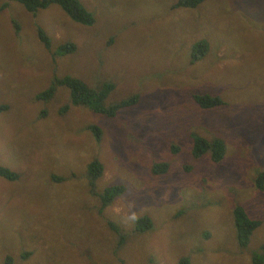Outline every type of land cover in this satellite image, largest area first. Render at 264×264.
Instances as JSON below:
<instances>
[{
	"label": "rangeland",
	"instance_id": "374dc122",
	"mask_svg": "<svg viewBox=\"0 0 264 264\" xmlns=\"http://www.w3.org/2000/svg\"><path fill=\"white\" fill-rule=\"evenodd\" d=\"M81 1L95 14L92 25L73 21L64 8L56 3L37 12L18 0L9 1L7 6L0 8V105L10 107L0 113V163L9 165L21 174L20 179L12 182L0 177V207L5 203L14 207L17 210L16 220H21L17 224L22 225V228L25 226L35 236L45 234L46 227L56 232L57 236L53 238L60 241L64 255L58 256L60 261L54 264H122L119 259L110 256V249L84 251L94 242L89 238H82L78 247L74 246L72 235L62 228L63 224L69 230L76 227L75 232H82L83 235L85 226L96 228L103 225V216L96 213L94 217L87 210L83 211L88 199L85 188L86 166L91 158L98 156L105 166L99 186L102 188L118 183L126 187V192L106 211V219L124 221L128 227L134 223V216L148 214L157 223L155 227L159 228L152 235L149 232L141 235L126 229L130 230V238L137 240L130 244L135 250H130V264H144L141 256L146 257L148 254H152L158 264H177L183 249L172 256L169 238H173L172 233L175 232L172 231L177 230L180 224L177 220L168 219V216L171 213L169 210L178 209L177 206L184 199L189 201L185 209L189 219L182 218L183 230L172 240L174 245L183 243L192 248L194 236L201 233L203 235H198V238L204 237L206 240L197 246L200 251L195 253V264H210L208 257L216 264H253L248 257L252 253L251 247H237L240 241L235 226V209L241 204L250 215L264 220V189L259 190L255 186L254 175L264 165V146H261V142L252 145L232 131L221 130L216 125L220 119L215 120L208 112L206 115L211 118V123L205 126L211 128L213 133L220 130L226 138L229 152L221 166L227 169V173L222 174H227L223 176L227 181L223 179V182L218 176L211 177L213 169L210 165L207 164L201 170L197 167V161L192 160L188 164L195 166L192 170L194 175L190 178L185 169L188 180L187 185H183L179 181L184 176L182 162L188 160L168 155L167 150L165 156L160 154V160L170 161L171 168L167 173L155 175L149 171V165L146 167V160L140 153L142 149H133L130 143L135 135H141L137 131L141 123L144 124L149 118L159 131L152 139V146L155 149L166 147L163 121L168 124L172 119L168 114L176 113L174 103L158 102L150 105L143 101L137 106L119 110V116L106 117L98 115L87 105L71 103V91L64 85L57 89L52 99L36 97L50 87L57 76L70 73L83 76L92 85L106 77L115 78L122 88L110 94L111 102L134 92L146 99L148 95H161L155 93L158 89L167 90L170 94L182 90V87L175 89L177 87L167 85V81L158 74L152 75L149 70L143 72L138 68L134 59L136 42L139 41V25L127 14L118 13L116 9L119 6L112 7L107 0ZM197 12L200 16L193 15ZM190 15L177 20L174 28L181 31L183 40H186L191 32L208 25L210 28L203 29L214 47L208 61L192 66L182 54H174L163 57L165 62L161 65L159 61L153 64L165 67L166 73L162 75L169 80L178 81L177 73L181 72L183 86L187 73L206 70L219 57L230 56L234 60L240 57L243 74L252 76L253 80L243 77L236 79L235 74H213L228 65V62H219L216 68L199 73L205 80L200 87L201 79L190 76L192 86L189 87L196 91L211 89L212 92L226 85L229 92L224 96L229 106L211 110V113H227L235 109L226 117L235 123L237 109L234 106H248L252 121L262 127L263 133L258 134L259 139H262L264 0H206L193 8ZM39 27L51 37L48 47L39 37ZM69 42H74L77 48H64ZM164 50L172 51L159 47V56L163 55ZM100 59L103 61L99 62ZM249 62L253 64L243 67ZM218 81L224 82L217 84ZM189 87H185V93H188ZM170 96L173 98L174 95ZM174 101H177V113L183 111L179 107L182 102L191 108L196 107L189 95H179L178 100ZM61 106L67 108L60 112ZM242 111L245 112L244 109ZM94 124L101 128L100 136H95V132L90 129ZM251 126L246 128L247 134H251ZM228 155L230 158L234 156V159L229 161ZM61 176L70 179L60 182L56 177ZM231 176L234 181L229 179ZM228 186L238 194L229 193ZM181 188L184 195L180 196ZM83 212L88 214L89 220L79 216ZM179 216H183L182 212ZM189 232L192 233L189 234L193 236L192 240L186 237ZM108 234L113 239L116 236L115 232L113 235ZM253 238L252 244L256 240L261 244L264 242V223ZM39 241L29 245L36 254L21 261L17 255L18 242L8 240L6 251L0 253V264H3L7 251L14 252L16 264H45L52 260L55 252L53 247L44 245L46 236ZM105 243L111 246L113 241ZM184 250L188 253L186 248Z\"/></svg>",
	"mask_w": 264,
	"mask_h": 264
},
{
	"label": "trees",
	"instance_id": "16d2710c",
	"mask_svg": "<svg viewBox=\"0 0 264 264\" xmlns=\"http://www.w3.org/2000/svg\"><path fill=\"white\" fill-rule=\"evenodd\" d=\"M9 1L12 0H0V8L7 6ZM18 1L23 2L33 12H37L42 8H47L52 3H56L61 5L69 14L71 19L77 23L92 25L95 22V14L89 10L81 0ZM205 1L206 0L106 1L112 5V7L119 6V8L116 9L118 10V13L127 14L132 18L134 23L139 25V41L136 42V60L134 59L135 63L138 64V68H140L142 71L149 70L150 74L152 75L158 74L160 78L167 81V85L171 84L177 87L175 89L182 87V90L179 93L172 92V94H170L167 90L158 89L155 91V93L161 95H148V98L144 99L142 96L140 97L138 92H134L133 94L130 93L129 96L121 100H115L111 102L110 94L114 90L117 91L118 88H122L120 82L115 81V78L106 77L96 85H92L86 79H84L83 76H79L77 74L72 75L70 73L63 76H57L50 87L42 90L40 95H37L36 97L38 99H52L57 89L64 85L67 86L71 91V103L73 102L76 104L87 105L98 115L106 117L119 116V110H122L125 107L130 108L132 106H137L143 101H147L150 105L153 103L157 104L158 102L174 103L176 113L168 114L172 117L168 124L163 121V125L166 128V134H164L166 147L155 149L152 146V139L155 137L156 133H159V131L148 118L147 121L145 120L144 124L141 123L140 129L137 131L140 132L141 135L138 134L131 138L130 143L132 144V148L134 149L135 147L136 149H142L140 153L141 156L146 160V167L149 165V171L155 175L167 173L171 168L170 161L165 159L160 160L162 158L160 154L165 156V152H167V150L169 151L168 155L173 154L176 157L188 160L182 162V167H184V176H182L179 181L183 185H187L186 183L188 180L185 175V169L188 170L190 178L194 175L192 170L195 166L193 164H188L192 160L197 161V167L201 170L204 168V166H207V164L210 165L213 171H217L219 178L223 182L227 181V178L223 177L227 174L222 176L223 173H227V169H225L226 167L223 168L221 166V162L224 160L225 154L228 150L227 142L224 136H222L223 133L220 130H215L217 132L213 133L211 128L208 129L205 126V124L211 123V118L206 114L209 112V114L212 115L215 120L220 119L216 125L220 126L221 130H225V132L234 131L235 135L242 134V137L248 141V143L256 145V143L260 144L261 142V146L263 147L264 137L259 139L258 136L259 133H263L261 129L262 127L259 126L258 123L253 122V117L251 114H249L250 112L247 110L246 112H243L241 106H234L237 109L235 123L230 122L226 118L235 112V109H231V111L227 113H211V110L229 106L227 105V98L224 96L226 95V92H229V88L226 85H222L216 91L213 90L212 92L211 89L196 91L189 87L190 85L192 86L190 76H196L201 79L198 85V87H200L205 80L199 76V73H205L208 71V69L216 68V65L219 66V62H228V65L223 67L221 70L217 69V72L213 70V74H235L234 78L237 79L243 77L246 80H250V78L253 80L252 76L247 77L243 74L242 70L244 69L240 63V57L234 60L233 57L224 56L219 57L218 61H212L206 70H201L199 73L192 71L187 73L186 76L188 77L185 76L183 79L186 81V83H183V86H181V72L177 73V77L179 78L178 81L169 80L162 75V73H166L165 67L160 66L163 62H165L163 57L174 54H176V56L182 54L192 66H195L197 63L208 61L212 50H214L212 40L210 37H208V35L205 34L203 29L204 27L210 28L208 25H204L199 30L191 32L186 40H183V33L181 31H176L174 28L175 22L177 20L186 19L188 16H191L190 13H192V9L198 7ZM189 10L190 12H188ZM193 15L200 16L198 12ZM15 23L18 24L17 22ZM16 28H18L17 25ZM38 33L41 41L46 47H48V45L51 44V37L42 27H39ZM158 40L160 41V45ZM159 47L170 48L172 51L164 50L163 55L160 54L159 56ZM64 48L75 50L77 45L74 42H69L64 45ZM151 51L155 52L151 53ZM155 59L157 60L153 62ZM102 61V59L99 60V62ZM157 61H159L160 65L153 64ZM250 64H253V62H249L243 67L249 66ZM222 82L218 81L217 84H221ZM186 86H188L192 91L189 89L188 93H185ZM221 90L223 91L222 93ZM170 95H174L173 98H171ZM179 95H189L193 105H196V107L191 108L189 105L183 104L182 102L179 104V107H182L183 111L177 113V101H174V99L178 100ZM67 106H61L59 108L60 112L65 110ZM7 108L9 109L10 107L5 104H1L0 113L3 112V110L5 111V109L8 110ZM247 120L251 122L248 123ZM246 123L248 125H252L250 127L251 134H247L246 132L243 133V128L245 127L244 124ZM192 125L193 127L191 128ZM90 129L95 132L93 133L94 135L96 134L97 136H100L102 130L98 125H91ZM262 135L264 136V134ZM256 161L259 162L257 159ZM236 163H238V161ZM104 168V163L98 156L89 161L86 167L87 171L85 179V188L88 199L86 204L87 207L83 209V211L87 210L89 215L93 214L94 217H96V213L101 217L103 216V225L96 226V228L85 226L83 235L82 232H75L76 227L69 230L65 224H63L62 228L63 231L72 235L74 246L78 247V243L82 238H89L92 240L91 242H94L89 244L87 250L84 249V251L97 252L105 248L110 249L111 257H114L115 260L119 259L122 264H130V250L135 251L130 244L133 242L135 243L137 240L130 238L131 234H129V231L132 230L133 233H141V235L149 232L152 235L155 231H159V228L155 227L157 226V223L148 214L134 216V223L130 224L128 227L124 224V221L116 222L111 218L106 219V211L112 206V203L118 197H120V195L126 192V187L123 184L115 183L105 185L101 188L99 186V179L104 173ZM260 168L262 170H257L256 174H254L256 175L255 186L258 187L259 190L264 189V165H262ZM212 174L214 175V172H212ZM0 176L10 182L15 179L18 180L21 177L18 172L14 171L9 166L2 164H0ZM56 179L60 182H65L70 178L61 176L56 177ZM229 179L234 181L233 176H231ZM180 191L181 193L178 194L180 196L184 195L183 188H181ZM227 191L231 194H238L235 189L229 186L227 187ZM12 199L13 197L10 198V200ZM262 200H264V198H262ZM183 201H185V204H183ZM188 204L189 201L184 199L177 206L178 209L173 208L169 210L171 213L169 214L168 219L177 220L180 224L178 227L177 224H174V226L177 227V230H173L172 232H175L172 233L173 238H169L171 240L170 253L173 254L172 256L179 254L183 249L182 255L178 256L177 258V264H195V253L200 251L197 246L201 245V242L206 240L204 237L198 238V235L202 236L201 233L195 235L193 239V236H189V234L192 233L189 232L187 233L186 237H189L191 240L193 239L194 243L192 248H189L188 245L183 243L174 245L172 240L175 237H178L179 231L183 230L182 218L185 217L189 219V216L187 215L188 213L185 211V209L188 207ZM244 205L246 204L244 203ZM25 209H22V211ZM180 212H182L183 216H179ZM16 214L17 210L6 203L0 207V253L6 251V242L8 240H13L19 244V253L17 254L19 256L18 259L21 261H26L36 254L35 251L30 250L29 245L32 243H40L41 241L38 242V240H41L42 237L46 236L44 245L53 247L55 255L52 260L46 262L45 264L58 263L60 261L58 256H63L64 253L62 254L60 241L53 238L54 236H57L56 232L54 230L51 231L50 227H46L44 231L45 234L41 235V237L35 236L28 232L24 225V228H22V225L17 224L21 223V220H16ZM88 214L83 212L79 216L85 217L84 219L87 221L89 220L87 216ZM263 223L264 220L262 217L250 215L243 205H237V208L235 209V226L237 230V237L240 241L238 242L237 247L239 248L240 246L241 249H243L245 246L251 247L252 253L251 256L248 257L252 259L253 264H264V242L261 244L256 240L252 244L255 232L257 229H259L261 224L263 225ZM126 229L130 230L127 231ZM113 232L116 233L114 239L108 234L111 233L113 235ZM105 241H113V243L111 246H107ZM175 248L179 250L177 251ZM184 248L187 249L188 253L184 250ZM141 254L143 255V251ZM141 257L144 259V264H158L156 258L152 254H148L146 257ZM208 260L210 264H216L210 257H208ZM3 261V264H16V256L14 252L7 251Z\"/></svg>",
	"mask_w": 264,
	"mask_h": 264
},
{
	"label": "clouds",
	"instance_id": "9594fccd",
	"mask_svg": "<svg viewBox=\"0 0 264 264\" xmlns=\"http://www.w3.org/2000/svg\"><path fill=\"white\" fill-rule=\"evenodd\" d=\"M242 109H244L245 112H246V110L249 111V110H248V106H243ZM247 113H248V112H247ZM244 126H245V127L243 128V130H244L243 133H245L246 128L249 127L250 125H248V124L246 123V124H244ZM232 133L235 134L234 131H233ZM240 136H242V134H241ZM224 138H225V136H224ZM225 139H226V138H225ZM228 152H229V150H228L226 153H228ZM225 155H226V154H225ZM228 157H229V155H228ZM233 157H234V156H233ZM233 157H231V158L229 157V161H232V160L234 159ZM224 158H225V157H224ZM91 159H92V158H91ZM91 159H90V160H91ZM100 159H101V158H100ZM90 160H89V161H90ZM101 160H102V159H101ZM89 161H88V163H89ZM102 161H103V160H102ZM88 163H87V165H88ZM0 164H1V163H0ZM2 165H7V164H2ZM7 166H9V165H7ZM86 167H87V166H86ZM12 169H13V168H12ZM13 170H14V169H13ZM14 171H15V170H14ZM16 172H17V171H16ZM212 172H214V175L212 174ZM18 173H19V172H18ZM19 174H20V173H19ZM20 175H21V174H20ZM217 176H218V173L216 172V170L211 171V177H217ZM0 177H1V176H0ZM218 177H219V176H218ZM1 178H3V177H1ZM3 179H5V178H3ZM5 180H6V179H5Z\"/></svg>",
	"mask_w": 264,
	"mask_h": 264
},
{
	"label": "bare ground",
	"instance_id": "6f19581e",
	"mask_svg": "<svg viewBox=\"0 0 264 264\" xmlns=\"http://www.w3.org/2000/svg\"><path fill=\"white\" fill-rule=\"evenodd\" d=\"M196 231V230H195ZM198 231V230H197ZM201 232H202V230H201ZM204 232V231H203ZM203 235V234H202ZM205 236V235H204ZM182 239H186V238H182ZM186 240H188V239H186Z\"/></svg>",
	"mask_w": 264,
	"mask_h": 264
}]
</instances>
